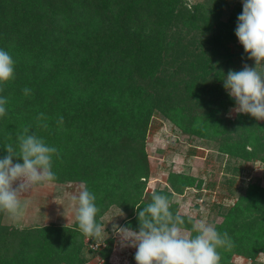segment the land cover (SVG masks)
I'll list each match as a JSON object with an SVG mask.
<instances>
[{
  "label": "trees",
  "instance_id": "1",
  "mask_svg": "<svg viewBox=\"0 0 264 264\" xmlns=\"http://www.w3.org/2000/svg\"><path fill=\"white\" fill-rule=\"evenodd\" d=\"M226 3L0 0V50L14 60V78L0 85V98L6 99L0 159L6 144L19 152L16 137L30 129L57 149L55 181L82 183L95 196L98 223L109 207H120L131 213L127 225L138 231L135 206L142 210L152 202V194L145 199L143 191L149 175L145 140L154 115L214 141L229 159L264 162V120L225 116L235 100L223 80L230 70L243 69L234 65L229 46L243 7L236 3L227 11ZM182 178L188 186L190 177ZM227 180L234 183V177ZM171 184L176 192L179 186ZM156 192L169 200L173 195ZM218 211L223 219L216 230L232 242L218 249L220 264H234L233 253L253 259L256 251L264 252V189L248 183L233 205H219ZM3 213L0 264H86L87 253H95L83 242L77 221L19 227L3 224ZM182 216L191 233L188 216Z\"/></svg>",
  "mask_w": 264,
  "mask_h": 264
},
{
  "label": "clouds",
  "instance_id": "2",
  "mask_svg": "<svg viewBox=\"0 0 264 264\" xmlns=\"http://www.w3.org/2000/svg\"><path fill=\"white\" fill-rule=\"evenodd\" d=\"M255 68L244 65L241 71L230 70L224 79V88L235 100L237 113L250 114L256 120H264V73L257 66L264 64V0H243V11L238 16L235 31ZM14 78V60L0 50V85ZM25 94L30 89L25 88ZM6 99L0 98V117L6 114ZM62 122V117L60 118ZM46 126V125H45ZM19 152L6 144L7 155L0 159V212L13 219H20L27 208L21 197L36 185L51 184L56 176L52 171L55 147L48 146L30 129L16 137ZM23 163H13V159ZM18 182V183H17ZM15 185V186H14ZM95 196L82 186L79 194L72 197L75 219L83 235L92 239L103 237L105 227L97 222L99 208ZM152 202L147 206H135L139 231L114 225L121 238L122 247L136 248V264H220L219 248L231 247L227 233H219L205 219L192 220L191 233L184 230L185 219L171 211V202L165 195L153 190Z\"/></svg>",
  "mask_w": 264,
  "mask_h": 264
},
{
  "label": "rangeland",
  "instance_id": "3",
  "mask_svg": "<svg viewBox=\"0 0 264 264\" xmlns=\"http://www.w3.org/2000/svg\"><path fill=\"white\" fill-rule=\"evenodd\" d=\"M197 1L202 0H187L188 3ZM236 3L243 7L241 0H227L225 9L230 11ZM229 46L235 54L233 60L236 67H244L245 64L251 67V63H255L254 59L249 58L250 54L242 53L243 45L237 36ZM260 66L264 73V64ZM235 107V102L227 107V119L237 120ZM214 145V141L209 142L182 132L161 114L154 115L150 119L145 140L149 175L145 179L144 198L147 199L153 190H169L173 194L170 200L171 211L191 217L193 221L205 219L215 226L223 219L218 206L233 205L248 183L264 189V162L261 159H229L226 154H219ZM228 165L237 167V170H226ZM181 176L190 177L188 186L181 185L185 179ZM229 177H234L233 184L227 183ZM171 181L179 186L178 192L171 189ZM82 186L79 182L56 181L36 185L21 197L22 202L27 203L24 215L20 219H13L4 212L2 223L19 227L49 223L72 226L76 222L72 197L79 194ZM130 214L123 213L120 207L111 206L100 217L105 227L103 237L94 240L83 237V242L95 250L94 254L87 253L89 259L86 264H136V248L122 247L121 238L114 231V225L131 228L126 222ZM184 230L190 232L188 229ZM230 261L234 264H264V252L256 251L253 259L233 253Z\"/></svg>",
  "mask_w": 264,
  "mask_h": 264
},
{
  "label": "built area",
  "instance_id": "4",
  "mask_svg": "<svg viewBox=\"0 0 264 264\" xmlns=\"http://www.w3.org/2000/svg\"><path fill=\"white\" fill-rule=\"evenodd\" d=\"M243 2V0H241Z\"/></svg>",
  "mask_w": 264,
  "mask_h": 264
}]
</instances>
